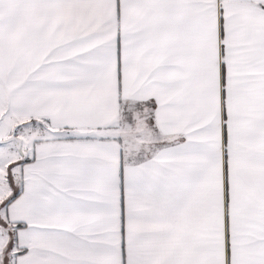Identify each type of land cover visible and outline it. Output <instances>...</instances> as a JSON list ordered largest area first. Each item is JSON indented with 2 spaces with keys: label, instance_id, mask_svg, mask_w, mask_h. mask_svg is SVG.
Listing matches in <instances>:
<instances>
[{
  "label": "snow or ice",
  "instance_id": "snow-or-ice-1",
  "mask_svg": "<svg viewBox=\"0 0 264 264\" xmlns=\"http://www.w3.org/2000/svg\"><path fill=\"white\" fill-rule=\"evenodd\" d=\"M0 264H264V0H0Z\"/></svg>",
  "mask_w": 264,
  "mask_h": 264
}]
</instances>
